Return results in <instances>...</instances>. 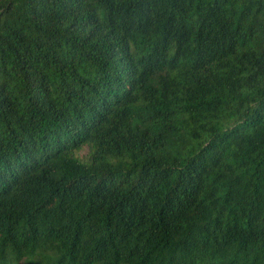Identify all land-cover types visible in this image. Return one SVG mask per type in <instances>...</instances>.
Segmentation results:
<instances>
[{
  "label": "trees",
  "instance_id": "trees-1",
  "mask_svg": "<svg viewBox=\"0 0 264 264\" xmlns=\"http://www.w3.org/2000/svg\"><path fill=\"white\" fill-rule=\"evenodd\" d=\"M0 264H264V0H0Z\"/></svg>",
  "mask_w": 264,
  "mask_h": 264
},
{
  "label": "rangeland",
  "instance_id": "rangeland-1",
  "mask_svg": "<svg viewBox=\"0 0 264 264\" xmlns=\"http://www.w3.org/2000/svg\"><path fill=\"white\" fill-rule=\"evenodd\" d=\"M81 154H85L86 153V148H83V149H81Z\"/></svg>",
  "mask_w": 264,
  "mask_h": 264
}]
</instances>
